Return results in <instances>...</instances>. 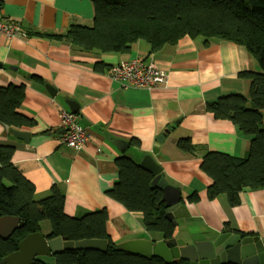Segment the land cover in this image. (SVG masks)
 Instances as JSON below:
<instances>
[{
    "label": "crops",
    "instance_id": "crops-1",
    "mask_svg": "<svg viewBox=\"0 0 264 264\" xmlns=\"http://www.w3.org/2000/svg\"><path fill=\"white\" fill-rule=\"evenodd\" d=\"M93 18L90 0H5L0 6V19L18 22L27 32L62 33L71 25L91 26ZM132 58L157 61L169 83L151 89L128 87L113 80L110 70H93L96 62L116 65ZM247 71L259 72L260 66L245 47L215 40L206 45L202 37L186 36L152 54L148 44L136 43L130 54L100 57L73 56L69 46L37 36L0 35V87L25 85L19 112L37 122L19 130L31 135L29 143L0 124V144L16 147L13 162L36 186V197L45 198L57 187L65 194L69 217L107 209L108 234L117 244L133 239L159 242L164 239L146 230L141 213L129 212L108 192L119 176L116 159L127 154L141 162L152 154L156 138L171 127L155 160L168 184L182 193L174 212L175 238L193 244L223 233H244L264 240V189L245 188L241 205L231 207L226 195L208 199L212 180L200 169L206 152L238 158L248 154L249 139L231 121L206 111L207 103L220 97L246 95L249 85L239 74ZM46 85L57 90L55 98ZM67 101L76 104L77 123L90 134L82 151L53 132L63 130L62 116L71 113ZM185 137L197 147L196 156L177 147ZM132 139L140 142L139 150H129ZM119 140L128 143L123 152L116 146ZM192 194L198 195V203L187 200Z\"/></svg>",
    "mask_w": 264,
    "mask_h": 264
},
{
    "label": "trees",
    "instance_id": "trees-1",
    "mask_svg": "<svg viewBox=\"0 0 264 264\" xmlns=\"http://www.w3.org/2000/svg\"><path fill=\"white\" fill-rule=\"evenodd\" d=\"M94 6L91 26L71 25L65 32L28 30L29 36L69 46L73 56H105L130 54L133 46L145 41L150 54L166 45H176L181 39L202 37L211 41L231 42L246 48L259 66V72L239 74L247 81L246 95L232 93L207 103L206 111L216 119L231 121L250 141L248 154L238 158L225 153L206 152L200 169L211 180L207 188L209 200L226 195L229 205H241L245 188L264 189V0H90ZM114 65L96 62L93 70L105 73ZM25 85L0 87V124L10 131L34 127L37 122L19 110L26 95ZM130 148L140 149L132 139ZM177 147L196 156L197 147L190 137L181 138ZM127 150L126 152H128ZM16 147L0 144V218L18 217L22 228L10 238L0 237L2 259L18 250L28 235L42 233L48 239L64 238L76 244L82 240H106L107 251L64 250L53 256L52 262L38 257L33 264H167L162 259L119 252L117 243L108 234L107 209L69 217L64 211L65 194L53 187L49 196L36 198V186L13 162ZM140 155V154H139ZM118 180L108 195L129 212L141 213L146 230L158 233L164 240L175 238L177 226L165 217L162 193L152 188L153 176L132 156L116 159ZM198 203L197 194L187 199ZM243 237L252 234L240 233ZM171 264H196L174 261Z\"/></svg>",
    "mask_w": 264,
    "mask_h": 264
},
{
    "label": "water",
    "instance_id": "water-1",
    "mask_svg": "<svg viewBox=\"0 0 264 264\" xmlns=\"http://www.w3.org/2000/svg\"><path fill=\"white\" fill-rule=\"evenodd\" d=\"M46 89L52 97L57 96V90L51 85H46ZM70 105L71 113L77 114L76 104L67 101ZM9 130L8 127H5ZM172 131L168 127L165 132L156 138L152 154L144 156L140 166L152 174V188L158 189L162 193L161 203L164 204L165 217L177 226L174 212L180 207L182 193L180 189L168 184L162 167L156 162L155 156L159 152L161 144L164 143L168 134ZM13 135L29 143L31 135L27 132L13 130ZM54 133L65 134L66 130L54 129ZM117 148L123 152L128 148V143L124 140L116 142ZM18 217L6 216L0 218V237L7 240L19 228H22ZM42 233L28 235L19 243L18 250L2 259L3 264H33L38 257H53L64 250H95L106 252L108 242L106 240H82L77 244L67 241L64 238L48 239ZM119 252L142 256L147 259L159 258L165 263L171 264L174 261H190L196 264H264V240L259 236L243 237L240 233H223L208 241L188 244L183 239L172 238L163 241H153L145 239L128 240L116 245Z\"/></svg>",
    "mask_w": 264,
    "mask_h": 264
},
{
    "label": "built area",
    "instance_id": "built-area-1",
    "mask_svg": "<svg viewBox=\"0 0 264 264\" xmlns=\"http://www.w3.org/2000/svg\"><path fill=\"white\" fill-rule=\"evenodd\" d=\"M5 0H0V6ZM0 35L8 39H27L29 34L21 24L11 20L0 19ZM113 80L126 84L128 87L151 89L169 83V76L155 60L146 61L132 58L114 65L110 70ZM61 128L66 130L62 142L67 146L82 151L89 142L90 134L77 123V115L64 113Z\"/></svg>",
    "mask_w": 264,
    "mask_h": 264
},
{
    "label": "rangeland",
    "instance_id": "rangeland-1",
    "mask_svg": "<svg viewBox=\"0 0 264 264\" xmlns=\"http://www.w3.org/2000/svg\"><path fill=\"white\" fill-rule=\"evenodd\" d=\"M137 43H141V44H147L145 41H139V42H137ZM37 199H41V198H38V197H36ZM52 257H50V258H45V260L46 261H48V262H52L53 261V259H51Z\"/></svg>",
    "mask_w": 264,
    "mask_h": 264
}]
</instances>
